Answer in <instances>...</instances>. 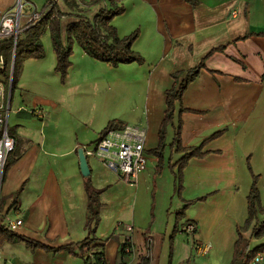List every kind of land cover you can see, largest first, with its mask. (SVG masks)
I'll use <instances>...</instances> for the list:
<instances>
[{
    "label": "crops",
    "instance_id": "obj_1",
    "mask_svg": "<svg viewBox=\"0 0 264 264\" xmlns=\"http://www.w3.org/2000/svg\"><path fill=\"white\" fill-rule=\"evenodd\" d=\"M23 1L28 10L47 5V0ZM17 2L0 0V20ZM114 2L125 11L111 23L121 37L140 31L133 49L144 57L143 64L113 66L75 43L65 82L56 71L55 51L49 58L46 53L24 59L19 68L6 102L16 147L15 160L0 175V226L9 230L8 218H22L15 232L24 238L0 229V264H94L25 238L55 247L105 240L107 264H230L248 219L253 173L260 175L264 206V0H200L196 7L185 0ZM111 5L100 0L77 10L63 43L69 23L80 15L94 21L101 8ZM203 59L206 66L183 95V106L190 110L182 114V141L187 147L204 143L208 153L189 160L179 194L170 169L182 156L170 147L173 126L160 173L159 158L150 150L159 144L173 74ZM112 121L145 132L148 163L130 183L100 158L87 156L92 202L78 149L96 141ZM190 200L197 201L185 207ZM263 220L260 212L241 231L251 247L264 242L254 236ZM190 222L197 225L193 233L186 230ZM125 235L133 246L127 256L120 252ZM200 243L209 245L208 253L196 250Z\"/></svg>",
    "mask_w": 264,
    "mask_h": 264
},
{
    "label": "trees",
    "instance_id": "obj_2",
    "mask_svg": "<svg viewBox=\"0 0 264 264\" xmlns=\"http://www.w3.org/2000/svg\"><path fill=\"white\" fill-rule=\"evenodd\" d=\"M82 2L84 0H81ZM100 0H91L89 5H94ZM112 5L110 7L101 8L95 15L94 21L90 18L80 15L78 20H75L68 24L67 35L68 42L65 45L58 39V35L61 30V17L65 15L58 6V2L51 8V15L47 21L39 24H35L30 27L23 37H20L16 46V62L19 57L23 58H42L44 56V46L41 43L40 36L46 27H49L53 33V45L54 51L57 55L56 70L60 72L62 82H65L68 75V70L71 65L70 56L73 53V45L78 43L84 51L90 56L110 63L113 66H118L120 63L138 62L143 64L145 62L144 57L133 49V43L138 38L140 31L135 30L131 34L121 37L117 32V28L111 23L112 19L119 14L124 13L125 6L118 5L114 0H110ZM193 7H196L200 0H185ZM72 7L78 5L77 0H66ZM47 6V5H46ZM14 47V42L11 38H0V55L5 56L4 66H0V71L10 77V55ZM221 49L216 48V50ZM15 62L13 71V84L15 83V75H18L19 68ZM205 60L203 59L198 65L191 67L184 71L180 70L173 74L175 83L172 88L167 90V108L165 111V117L161 123L159 130V144L156 148L150 150V152L159 158L157 165V173L163 170L165 164V149L167 143V132L170 126L174 128V137L170 144L171 150L182 153V156L175 162L170 164V169L176 178V189L180 194L184 188V168L188 164L189 160L193 157H201L208 153L204 150V143L199 146L187 147L182 141V129L183 119L182 114L189 111V108L183 106V95L190 84L205 67ZM184 74L181 79V75ZM123 125L120 122H110L106 129L102 133H105L112 128H122ZM222 131L216 132L212 137H217ZM15 160L12 157L7 164L8 168L10 164ZM260 175L253 173V183L248 196V219L243 227L240 228L239 237L234 246V255L230 264H251V261L258 253H264V242L255 247H251L250 240L246 238L241 231H246L251 224L258 218V213H264V206L262 205L260 190H259ZM86 185L93 199L94 188L92 187V179L90 176L86 177ZM205 199L204 197L197 200ZM197 200H190L186 202L185 207L194 203ZM92 202H95L93 199ZM184 207V208H185ZM90 211H93V205L90 206ZM183 213V210L179 212V216ZM0 229L10 237L18 236L15 231L7 230L5 225L0 226ZM177 229V226H176ZM254 236L256 238L264 237V220L260 222L258 226L254 228ZM24 238V237H23ZM29 243H32L36 247H41L47 250L60 251L67 250L72 254L84 257L87 261H92L94 264H107L105 255V240L97 241L94 238H86L81 242H72L64 244L58 247L50 246L41 242L34 241L32 239L25 238ZM77 247V249H75ZM121 255L127 256L125 247L121 246ZM146 261H144V264Z\"/></svg>",
    "mask_w": 264,
    "mask_h": 264
},
{
    "label": "built area",
    "instance_id": "obj_3",
    "mask_svg": "<svg viewBox=\"0 0 264 264\" xmlns=\"http://www.w3.org/2000/svg\"><path fill=\"white\" fill-rule=\"evenodd\" d=\"M57 2L59 0H47L44 10L40 11L37 7L32 6V9L27 11V4L23 0H18L16 6L1 17L0 38H11L14 47H16L20 36L28 28L47 18L51 8ZM4 94V84L0 80V164L2 166L16 147V139L7 125L8 112L4 104ZM84 149L87 156L100 158L108 168L120 173L124 180L130 183L138 180L140 173L145 170L148 163L145 132L129 126L109 129ZM22 224V218H8L6 221V226L12 231L17 230ZM196 228L197 225L193 222L186 226L189 233H193ZM128 230H132V226H129ZM121 246L125 247L127 255L133 252L129 235L124 236ZM209 248V245L203 243L196 245V250L201 253H208ZM251 264H264V254L258 253Z\"/></svg>",
    "mask_w": 264,
    "mask_h": 264
},
{
    "label": "rangeland",
    "instance_id": "obj_4",
    "mask_svg": "<svg viewBox=\"0 0 264 264\" xmlns=\"http://www.w3.org/2000/svg\"><path fill=\"white\" fill-rule=\"evenodd\" d=\"M80 1V3L78 2ZM91 1V0H90ZM78 2V5L76 7H72L70 6L69 3L66 2V0H59L58 2V6L60 8V10L62 12L65 13V15L68 17V20H65L64 18L62 19L61 17V30H60V34L57 36L59 40H61L63 42V39L62 37L64 36V31L66 29V26H67V23L70 22L72 19H74L76 17V13L77 10L79 12H84V10L87 9V7H89V3L87 2H82L81 0H77ZM46 4V2H45ZM44 4V5H45ZM36 5V4H35ZM44 5H38L37 8L42 11L44 10L45 6ZM44 6V7H43ZM81 10V11H80ZM27 11H30L27 9ZM51 15V12L49 13L48 17H50ZM64 15V16H65ZM48 17L47 18H44L42 20H40L38 23L36 24H39V23H42L44 21H47L48 20ZM35 25V24H34ZM32 27V26H31ZM29 29V28H28ZM27 29V30H28ZM26 30V31H27ZM25 31V32H26ZM24 32V33H25ZM24 33L20 36V37H23L24 36ZM40 40H41V43L43 44L44 46V56H46V53H47V58H49V54L50 52H54V49H53V33L51 31V29L49 27H46L44 30H43V33L42 35L40 36ZM13 56H14V47L11 51V55H10V77H7L6 75H4L1 71H0V80H2L3 84H4V88H5V94H4V104L6 105V102L8 100V97L10 95V90H13L14 86H15V83L13 84V78L11 77V72H12V64H13ZM43 56V57H44ZM34 58V57H33ZM4 59H5V56L3 55H0V66L3 67L4 66ZM24 59H27V58H23V57H19L17 59V62L15 60V62L17 63V67L20 68V66L22 65L23 62H26ZM14 62V63H15ZM57 71V70H56ZM19 73V72H18ZM18 76V75H17ZM17 76L15 75V82H16V78ZM61 81H62V78H61ZM66 81V80H65ZM59 82V80H58ZM103 134V133H102ZM84 148V147H83ZM15 150L10 153V155L8 156L5 164L2 166L0 164V175L2 174V176L4 175L5 171H6V167H7V164L10 160H12V157L15 155ZM260 213V212H259ZM258 213V214H259ZM258 220V218L256 219ZM260 224V222H258V225ZM256 225V226H258ZM255 226V227H256ZM260 239V238H259ZM264 254V253H263Z\"/></svg>",
    "mask_w": 264,
    "mask_h": 264
},
{
    "label": "water",
    "instance_id": "obj_5",
    "mask_svg": "<svg viewBox=\"0 0 264 264\" xmlns=\"http://www.w3.org/2000/svg\"><path fill=\"white\" fill-rule=\"evenodd\" d=\"M15 60H16V47H14V56H13V64H12L13 66H12L11 77L13 76V71H14V67H15V63H14ZM78 153H79L80 168H81L82 174L84 176H88V175H90V166H89V162L87 159V155L85 153V149L83 147L79 148Z\"/></svg>",
    "mask_w": 264,
    "mask_h": 264
}]
</instances>
